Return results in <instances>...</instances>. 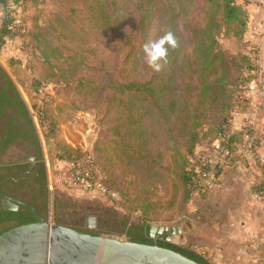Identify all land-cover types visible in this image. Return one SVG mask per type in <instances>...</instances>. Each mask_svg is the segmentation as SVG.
<instances>
[{"label":"rangeland","instance_id":"obj_1","mask_svg":"<svg viewBox=\"0 0 264 264\" xmlns=\"http://www.w3.org/2000/svg\"><path fill=\"white\" fill-rule=\"evenodd\" d=\"M1 1L6 2L7 10L22 20L27 30L26 33L39 32L43 42H47L57 50V53H53L46 61L40 49H37L34 54L32 45L23 42L21 36H16L18 45L29 53V58L13 65L12 68H16L19 73L24 70L30 72V77L27 79L28 85H25L27 89L33 90L36 81L40 84H50L54 93V103H67L71 109L68 111L72 112L70 116L80 111L95 117L96 138L87 152L91 153L97 161L105 176L107 189L115 193L114 197L105 196L97 192H86L73 185L69 178L68 166L61 172L55 169L53 164L57 158H52L51 154L58 142L55 138L50 139L48 144L42 145L44 155H46L49 185L50 217L48 220L78 229V227L86 226L87 221L86 217L83 220L79 219L80 214L83 211H90L93 213L89 215H95L97 218V227L93 229H96L98 234H108L122 239H131L132 236L127 233V230L140 232L141 229L136 227L147 223L167 226L182 224L184 229L187 226L199 225L204 218L198 214V208L202 204L201 199L187 200L184 197L181 181L176 175L173 178L171 176V181L164 188L155 190L154 195H148L144 174L138 171L135 165L127 164V160L133 155L124 156L122 154L124 150L132 154L135 149L139 148L136 133L133 137H129V134L125 137L127 145L124 149V147H119L120 143L116 142L118 137L112 130L115 126L128 122L126 102L129 97L128 93L115 91L109 83L115 79L124 81L132 77L150 79L154 73L151 66L145 71L139 62L137 68H129L130 63L125 61L123 31L128 29L132 18L130 17L127 24L122 21L116 27L109 25L108 21L103 18L108 12L106 0H27L28 7L25 12L13 0L12 5L9 3L10 0ZM199 1L197 0L198 3ZM100 14L103 15L102 18L97 19L96 17ZM152 23L150 41L155 42L159 35V16H155ZM34 41L35 45H38V41ZM240 42L241 38L234 36L233 33L220 37L219 47L230 68L225 73L226 71L216 63L214 67L207 69L210 87L205 94L202 92V70L199 66V70H196L194 66L189 67L179 79L181 83L179 91L183 93L180 101L187 100L189 111L196 107L197 115L200 117L197 119L202 123L199 127L200 138L194 152L191 154L187 149L188 136L182 131L183 116L178 120L173 115L171 131H168L166 123L164 131L162 127L159 130L155 129L157 134L153 144L149 145L151 148L149 155L146 154L147 158L142 160L144 163L159 160L158 156H161V163L165 167L170 165L172 170H179L183 156L190 160L200 147L207 145L222 119L227 117L230 122L243 121V115L236 114L234 106L226 110L225 105L231 93L229 95L227 85L224 87L220 84L223 76H226L229 82L236 83L231 88H241L248 82L247 80L243 82L248 78V72H243V68L241 69L240 55H243V52H241ZM134 44L137 46L138 41L135 40ZM41 47L43 48L44 45ZM47 53H50L49 49ZM12 68L7 65V69L3 68V70L12 72L14 70ZM17 75L14 72L12 77L18 88L24 91V85L21 83L20 76ZM80 79H92L93 85L87 87V81H85L83 85L77 87ZM190 82L193 84L186 87V84ZM173 93H177V90L174 89ZM98 119L101 123H98ZM146 122L149 126L152 123L149 119ZM122 129L125 131L126 128ZM263 135L261 134L258 149L260 160L257 163L254 185V192H258L261 197H264ZM50 163H53L52 169L49 166ZM242 174L250 177L248 171ZM230 181L232 182V179L226 183L229 189L225 194L231 197L234 195L251 196L248 180L238 179V182L233 185ZM260 188L263 194L260 193ZM32 194L33 189L29 185L28 188L24 187L21 193L25 200H30ZM142 203L151 206L149 210L147 208V214L143 212ZM194 232V230H189L181 235L173 236L169 243L202 253L212 264H222L215 260L209 248L205 250L195 241Z\"/></svg>","mask_w":264,"mask_h":264},{"label":"trees","instance_id":"obj_2","mask_svg":"<svg viewBox=\"0 0 264 264\" xmlns=\"http://www.w3.org/2000/svg\"><path fill=\"white\" fill-rule=\"evenodd\" d=\"M15 3L18 4L19 0H15ZM105 4L108 7L107 15L103 16L100 14V16L96 17L97 19L103 16L109 25L112 24V26L114 25L116 27L122 21L127 24L130 17L132 18L128 29L123 31L124 56L125 61L130 63L129 68H137V64L140 62L143 70H148L149 64L145 58L143 48L146 43L151 42L150 31L155 16H159L160 22L158 39L168 32H171L176 39V47L173 48L166 45L168 47V54L159 61L161 65L160 70H154L150 79L132 77L124 81L115 79L109 83L110 87L115 91L128 93L129 97L126 102L128 105L126 108L128 122L117 125L112 130L118 137L116 142L120 143L119 147H124V149L125 145H127L125 137L128 134L129 137H133L136 133L139 140V148L135 149V154H130L129 151L125 150L122 154L124 156L133 155L129 159L130 161L127 160V164L135 165L136 169L144 174L146 193L148 195H154L155 190L164 188L171 181V176L173 178L176 175L181 181L184 197L187 200L191 199V184L195 175L191 162L193 158L189 160L183 156L182 164L179 165V170L176 171L172 170L170 165L165 167L161 163V156H158L159 160L155 159L148 163H144L142 160L147 158V155L151 151L149 145H152L155 140L157 134L155 129L159 130L162 127V131H164V125L166 123L168 131H171L170 125L173 123V115L178 120L183 116L182 131L188 136L187 149L191 154L194 152L200 138L199 127L202 126V123L197 119L199 116L197 115L196 107L192 111H189L187 100L180 101L183 93L179 91L181 90L179 79L182 73L189 67L194 66L196 70H199V66L202 70V92L205 94L210 87L207 69H211L217 63L227 73L230 67L225 61L223 51L219 47V39L221 36L232 33L234 36L242 39L247 27L248 13L244 6L240 5L237 0H200L199 3L197 0H106ZM3 5L5 6V12L2 28L0 29V47L5 43V37L21 36L24 38L23 42H26V39L29 40L28 44L32 45L34 54H36L37 49H40L46 61L49 60L53 53H57L55 48L51 47L47 42H43V38H40L39 32L20 33L12 31L10 29V25L13 23L12 15L6 9V2ZM131 11L132 13L130 14ZM34 40L38 41V45H35ZM135 40L138 41L137 46L134 44ZM41 45H44V47L42 48ZM47 49L50 50V53H47ZM240 56L243 72L247 70L251 73L252 70H256L253 68L252 61L248 60L245 54ZM251 78H253L252 74L248 75V78L243 82L246 80L249 81ZM6 81L12 93L8 94V91L0 92V100L4 101L5 105L9 104L12 108L19 109L20 116L24 118V122L20 125L18 131L11 130L13 128L12 122L8 123L7 128L11 130L8 134L22 136L24 139L32 136L33 143L36 145V163L33 169L35 176L33 187H31L33 194L32 198L26 201L33 204L40 215L48 220L50 217L49 185L47 164L42 143L37 134L30 111L21 98L18 89L10 79L6 78ZM85 81H87V87L93 85L92 79H80L77 87L83 85ZM192 84L190 82L186 84V87ZM220 84L224 87L228 86L229 95L231 93L227 105H225L226 110L233 108L241 88H231L236 83L229 82L226 76L221 77ZM36 87L35 84L34 89ZM174 89L177 90V93H173ZM54 101L53 98L46 108V117L50 121L47 144L50 139L56 137L59 130V121L55 110H58L60 113L71 110L67 103H54ZM147 119L152 122L150 126L146 122ZM98 123H101L99 119ZM229 124L230 119L227 117L222 119L209 142ZM123 127L126 128L125 131L122 129ZM83 154L85 153L78 148L58 143L51 157L68 161L73 157H80ZM168 163L170 162L168 161ZM29 164L28 162L24 163L22 161L0 163V170L4 169L11 177L19 178L22 175L20 172L27 170ZM23 181L24 178H21L18 182L22 183ZM4 185L2 184L0 186V190L6 193L2 189ZM260 191L263 194L261 188ZM1 202L2 199L0 198V234L13 227L31 223L35 220L31 209L28 207L19 205L15 210L4 209ZM142 207H144V214H147V208L148 210L151 208L150 204L145 203H142ZM136 228L141 229V231L133 232L132 229L127 230V233L132 236V241L147 244L154 243L152 239L145 236V225ZM158 244L178 251L201 264H212L202 253L191 248H185L166 241H159Z\"/></svg>","mask_w":264,"mask_h":264},{"label":"crops","instance_id":"obj_3","mask_svg":"<svg viewBox=\"0 0 264 264\" xmlns=\"http://www.w3.org/2000/svg\"><path fill=\"white\" fill-rule=\"evenodd\" d=\"M13 1L15 2V0ZM13 1L10 0L9 3ZM237 2L244 6L248 13L246 31L240 42L241 52L248 57V60L252 61L253 68L256 69L257 64L253 59L256 47H258L264 81V1L259 5L249 4L246 0H237ZM3 3L4 1L0 0V29L4 21L5 6ZM18 44L16 36L5 37V43L0 47V92L12 93L7 85L6 78H8L18 89L21 98L27 105L25 92L28 89L25 85H28L27 79L30 77V72L24 70L19 73L12 66L29 58V53ZM7 65L14 69L13 73L20 76L24 91L18 88L12 77L13 73L5 71ZM3 68L5 69L3 70ZM245 72L248 71L245 70ZM252 72L254 73L255 70ZM0 110V163L19 161L26 157L35 158L36 145L33 143L32 136L24 139L22 136L8 134L11 130L18 131L24 122V118L19 114L20 110L12 108L9 104L5 105V102L1 100ZM55 113L59 121L56 142L78 148L84 153L90 150L89 148L92 147L96 138V133H94L95 117L80 111H76L73 116H70L72 112L69 111L60 113L55 110ZM11 122L13 128L10 130L7 128V124ZM54 161L55 163L52 164L60 172L68 166L67 160L56 159ZM52 164L49 165L51 169ZM242 173H245V169L238 166L235 170L224 175L222 182L208 196L197 197L202 201L201 207L198 208L200 210H198V214L204 218L199 225L187 226L186 229H183L185 233L194 230L195 241L201 244L205 250L209 248L215 260L222 264H264V197L253 194L256 175L249 173L250 177L248 178ZM0 175L2 174L0 173ZM230 179H232L231 185L238 182V179L248 180L251 196L234 195L231 197L225 194L229 189L226 183H229Z\"/></svg>","mask_w":264,"mask_h":264},{"label":"built area","instance_id":"obj_4","mask_svg":"<svg viewBox=\"0 0 264 264\" xmlns=\"http://www.w3.org/2000/svg\"><path fill=\"white\" fill-rule=\"evenodd\" d=\"M263 1L246 0L247 3L256 5L262 4ZM18 5L25 12L28 7L27 0H19ZM10 14L13 18L10 29L26 33L22 20L13 13ZM21 40L24 38L21 37ZM258 50L256 47L253 59L257 68L254 73L248 71V75L252 74L253 78L241 86L234 104L236 114L243 113V121L230 122L212 141L200 147L191 161L195 173L191 184V199L206 196L219 185L224 175L238 166L252 175L256 173L260 160L258 149L261 134H264V81ZM53 95L51 86L47 83H41L35 89L25 92L27 107L42 145L47 144L48 140L50 121L46 117V108ZM68 171L69 178L76 187L86 192L115 196V193L105 186V176L91 153L85 152L80 157L68 160ZM253 194L258 195V192Z\"/></svg>","mask_w":264,"mask_h":264},{"label":"water","instance_id":"obj_5","mask_svg":"<svg viewBox=\"0 0 264 264\" xmlns=\"http://www.w3.org/2000/svg\"><path fill=\"white\" fill-rule=\"evenodd\" d=\"M0 197L4 209L15 210L23 205L31 209L35 219L0 234V264H201L156 242L161 235L166 242L181 235L184 232L181 224L147 223L145 236L155 242L140 243L52 223L42 217L33 204L1 190ZM96 219L95 215H89L87 227H95Z\"/></svg>","mask_w":264,"mask_h":264},{"label":"flooded vegetation","instance_id":"obj_6","mask_svg":"<svg viewBox=\"0 0 264 264\" xmlns=\"http://www.w3.org/2000/svg\"><path fill=\"white\" fill-rule=\"evenodd\" d=\"M19 161L20 162L22 161L24 163H27V162L30 163L28 169L20 172V174H22V175H20L19 178L11 177L10 175H8L7 172H5L6 170L1 169L0 170V173L2 175H1V178H0L1 179L0 186L2 184H5L3 186V188H2L6 192L5 194L10 195V196H12V197H14L16 199L26 201L25 198H23V196L21 195V193H22V190H23L24 187L25 188H28V185L30 187H33V180H34V176H35V174L33 172V169L35 167L36 161H33L32 160V157H26V158H23V159H21ZM21 178H24V181L22 183H19L18 181ZM0 198L2 199V197H0ZM1 204H2V207H3V199H2ZM83 212L84 213H87V214L84 216L83 215L84 214ZM83 212L80 214V218L79 219H81V220H83L84 217H86V219H87V217L89 216V214L90 213H93V212H90V211H83ZM85 225L86 226H84L82 228L81 227H78V229L83 230V231H88V232H92V233L98 234L97 231H96V229L88 228L87 227V221L85 222ZM95 227H97V225H95ZM144 234H145V232H144ZM152 240L155 242L154 239H152ZM159 241H164L162 235L159 236L156 239V242H159Z\"/></svg>","mask_w":264,"mask_h":264},{"label":"clouds","instance_id":"obj_7","mask_svg":"<svg viewBox=\"0 0 264 264\" xmlns=\"http://www.w3.org/2000/svg\"><path fill=\"white\" fill-rule=\"evenodd\" d=\"M176 43V39L171 32L166 33L155 42L146 43L143 52L149 66L159 71L161 67L159 61L168 54V47L166 45L174 48L176 47Z\"/></svg>","mask_w":264,"mask_h":264}]
</instances>
